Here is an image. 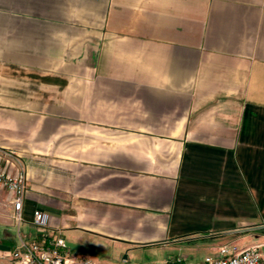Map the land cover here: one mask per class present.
I'll use <instances>...</instances> for the list:
<instances>
[{
  "label": "crops",
  "instance_id": "1",
  "mask_svg": "<svg viewBox=\"0 0 264 264\" xmlns=\"http://www.w3.org/2000/svg\"><path fill=\"white\" fill-rule=\"evenodd\" d=\"M0 165V264L56 231L100 264L264 260V0H0Z\"/></svg>",
  "mask_w": 264,
  "mask_h": 264
},
{
  "label": "built area",
  "instance_id": "2",
  "mask_svg": "<svg viewBox=\"0 0 264 264\" xmlns=\"http://www.w3.org/2000/svg\"><path fill=\"white\" fill-rule=\"evenodd\" d=\"M0 190L8 193L9 203L13 210L12 218L20 223L23 220L21 210L26 192L25 171L18 169L10 172L0 165ZM31 222L35 228L45 230L48 216L36 210L33 212ZM262 228L264 229V225ZM260 248V244H253L242 249H237L235 246L229 248L224 245L218 249L216 254L204 256L198 262L169 257L163 264H264ZM11 261L13 264H100L92 258L68 255L67 244L60 231L53 232L41 241L21 238L11 253Z\"/></svg>",
  "mask_w": 264,
  "mask_h": 264
},
{
  "label": "rangeland",
  "instance_id": "3",
  "mask_svg": "<svg viewBox=\"0 0 264 264\" xmlns=\"http://www.w3.org/2000/svg\"><path fill=\"white\" fill-rule=\"evenodd\" d=\"M190 247L194 248L195 244H191ZM204 248H205V246L202 247V249H204ZM189 250L190 249H186V251L184 252V255L188 256L187 258L183 257V254H182L183 252H180L181 256H177L178 253H173L172 255H174V258L175 257L181 258V259L183 258L188 262H198L201 259H203L204 255H205V251L202 252L199 250H192V251H189ZM123 256H126V260H119L118 261V257H117V258H115V261H118V262H114L111 264H145V263L163 264L162 262L165 259V254H163L162 252H160L156 255H152V254H149L147 252L141 251V252L135 253L134 255H132L131 253L128 255H127V253H124ZM112 259H114V258H112Z\"/></svg>",
  "mask_w": 264,
  "mask_h": 264
}]
</instances>
